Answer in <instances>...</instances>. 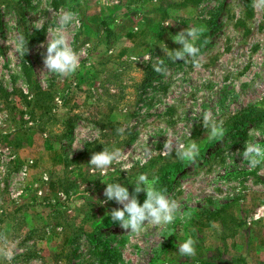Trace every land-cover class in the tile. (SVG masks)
Returning <instances> with one entry per match:
<instances>
[{
    "label": "rangeland",
    "instance_id": "obj_1",
    "mask_svg": "<svg viewBox=\"0 0 264 264\" xmlns=\"http://www.w3.org/2000/svg\"><path fill=\"white\" fill-rule=\"evenodd\" d=\"M66 9L81 66L62 77L43 55L52 14ZM187 27L198 56L169 59L161 46L181 47L172 37ZM205 112L222 135L209 136ZM178 142L198 155L181 159ZM252 144L260 155L244 153ZM103 145L124 160L101 172L88 163ZM142 172L180 211L133 234L106 214L121 205L106 200L105 181L131 191ZM189 234L193 257L177 253ZM5 240L15 252L0 264H264V0H0Z\"/></svg>",
    "mask_w": 264,
    "mask_h": 264
},
{
    "label": "clouds",
    "instance_id": "obj_2",
    "mask_svg": "<svg viewBox=\"0 0 264 264\" xmlns=\"http://www.w3.org/2000/svg\"><path fill=\"white\" fill-rule=\"evenodd\" d=\"M53 15L54 24L49 33L46 44V50L43 55V62L46 71L49 74L68 77L80 69V52L69 44L68 37L64 29L73 23H78L77 13L72 10H64ZM173 40L178 42L181 47L170 49L165 44L161 46L166 52V57L177 61L188 57H197L199 46L194 42L197 39V29L187 27L185 30L175 34ZM23 43V39L20 40ZM156 71H163V66H158ZM203 125L208 128L210 137L222 135L223 122L214 121L209 117L207 112L201 115ZM179 143L177 155L181 159H194L199 153V146L195 142L186 144ZM104 146V145H103ZM245 154H261V149L255 144L246 145ZM124 160L121 149L115 145L103 147V150L92 153L89 165L93 168L104 172L109 170L117 162ZM252 160V163H255ZM143 163V160H141ZM121 170L127 169L126 163L120 164ZM128 170V169H127ZM134 188L130 191L129 187L121 183L118 179L105 181L104 196L106 200H115L121 207H113L110 212L106 213L111 220L118 222L123 228L128 229L133 234H139L144 231L146 225H156L165 227L173 223L180 211L175 199L170 198L166 191L156 186L155 179L148 173H139L135 180L130 179ZM146 193L143 202L140 201L138 194ZM105 201H101L104 203ZM197 240L191 235L184 239L178 240V252L180 255L195 256ZM15 252L14 242L4 241L3 247H0V255L5 260L11 261Z\"/></svg>",
    "mask_w": 264,
    "mask_h": 264
},
{
    "label": "trees",
    "instance_id": "obj_3",
    "mask_svg": "<svg viewBox=\"0 0 264 264\" xmlns=\"http://www.w3.org/2000/svg\"><path fill=\"white\" fill-rule=\"evenodd\" d=\"M25 75L27 76L28 80H29V83L31 85V90L32 92L39 96V95H44L46 93L45 90L42 89L41 86H39V84L37 83V80L34 78L33 74L30 73L28 71V73H25ZM23 97L25 98V100L28 102V103H31L32 102V98H28L27 95H24L23 94ZM35 101H38L37 98L34 99Z\"/></svg>",
    "mask_w": 264,
    "mask_h": 264
}]
</instances>
